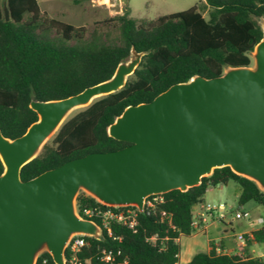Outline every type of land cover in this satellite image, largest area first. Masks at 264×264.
<instances>
[{
    "label": "trees",
    "instance_id": "1",
    "mask_svg": "<svg viewBox=\"0 0 264 264\" xmlns=\"http://www.w3.org/2000/svg\"><path fill=\"white\" fill-rule=\"evenodd\" d=\"M4 3L9 22L5 20ZM262 17L264 0H205L153 21L136 20L124 11L109 20L119 24L120 44L108 45L96 37L86 40L85 27L50 17L36 0H0V129L7 138L21 136L37 120L38 114L29 107L32 100L77 95L108 80L118 64L128 60L133 47L145 52L124 88L95 99L63 122L52 141L21 168L22 180L26 182L91 152L128 146L107 133V127L127 106L148 103L168 87L193 76L213 78L228 67L250 66V56L262 38ZM50 32L59 39L50 37ZM2 172L0 161V175ZM231 181L238 184L240 207L251 201L264 207V193L254 182L229 167L217 169L197 187L159 195L162 203L151 212L139 214L136 231L114 223L111 234L104 231L101 240L91 237L80 258L99 264L101 252L106 250L117 262L178 264L181 237L195 232L193 207L202 202L209 188ZM93 206L105 207L83 192L77 195L80 214ZM251 234L254 242L264 245V225ZM214 245L211 243L208 252L197 253L188 264H263L251 256L217 253ZM218 246L221 248L222 242ZM42 257L54 264L48 253H42L36 264Z\"/></svg>",
    "mask_w": 264,
    "mask_h": 264
},
{
    "label": "water",
    "instance_id": "2",
    "mask_svg": "<svg viewBox=\"0 0 264 264\" xmlns=\"http://www.w3.org/2000/svg\"><path fill=\"white\" fill-rule=\"evenodd\" d=\"M3 9L11 21L5 3ZM259 25L252 65L228 67L213 78L193 76L148 103L127 106L107 127L108 136L129 143L122 149L91 152L26 182L21 178V168L73 111L125 87L145 54L134 47L108 80L63 99L32 100L38 118L21 136L10 139L0 129V264H35L42 253L64 264L73 236L101 240L99 225L78 216L80 192L143 213L148 197L185 192L229 167L264 193V17Z\"/></svg>",
    "mask_w": 264,
    "mask_h": 264
},
{
    "label": "rangeland",
    "instance_id": "3",
    "mask_svg": "<svg viewBox=\"0 0 264 264\" xmlns=\"http://www.w3.org/2000/svg\"><path fill=\"white\" fill-rule=\"evenodd\" d=\"M39 7L43 11H47L50 17L56 20L70 23L73 26L85 27L86 40L93 37L101 40L108 45L120 44L119 24L117 22H109L115 15L123 14L124 11L129 13L131 18L139 21H153L160 16L171 13H178L199 4L205 0H36ZM207 17V14H204ZM49 36L54 40H58V36L54 32H50ZM75 42H72L74 44ZM253 64V59H252ZM251 64V65H252ZM80 109L73 111L70 115H75ZM68 117V118H69ZM67 118V119H68ZM50 140L46 143L52 141ZM81 193V192H80ZM239 194L238 184L229 182L226 186L211 187L207 190L202 202L193 207L194 214L201 210V205L213 206L217 208L219 205L225 207L226 221L221 222L219 212L208 216L206 231L196 230L190 237L182 236L180 239V263L185 264L192 255L206 252L209 240L221 243L224 240H234L242 229L251 225L252 220L257 217L264 219V207L251 201L240 207L237 202ZM248 211L251 215L250 219L236 220V210ZM227 223H230L228 225ZM227 224V225H225ZM232 226V227H231ZM256 254L261 255L264 251V245L257 243L254 247Z\"/></svg>",
    "mask_w": 264,
    "mask_h": 264
},
{
    "label": "built area",
    "instance_id": "4",
    "mask_svg": "<svg viewBox=\"0 0 264 264\" xmlns=\"http://www.w3.org/2000/svg\"><path fill=\"white\" fill-rule=\"evenodd\" d=\"M162 201L163 200L161 196L159 195H152L148 197L145 201L144 212L153 211L158 204L162 203ZM102 206H105V205H102ZM216 212L220 213L219 218L221 222L224 223L226 221V215L224 214L225 207L223 205H219L217 208L210 206V205H207V206L201 205V210L194 214V220L192 222V227L195 229V231L203 230L205 226L204 224L206 223L208 219L207 217L208 216L213 217V213H216ZM77 213L81 219L93 220V222L99 225V227L103 230V232L106 231L108 234H111V226L114 223H117L133 231H136L139 225L138 218H139V214L141 213V211L135 206H124V207H118V206L116 207H111V206L94 207L93 206V207L84 209L82 211V214H80L77 209ZM161 215L168 218L165 212H161ZM235 218L236 220L250 219L251 215L248 211H243L240 209V210L235 211ZM227 224L229 225V223ZM257 224L260 226L264 225V219L258 218ZM91 237L92 236L90 235H84V234L73 236L67 243V246L65 249L64 264H91V262L88 259L83 260L80 258V254L83 252V250L90 245V242L88 239H90ZM235 238H236V242H238L242 248H245L249 246V243L252 244L254 242L253 236L251 233L250 234L241 233V234L236 235ZM66 251H67V254H66ZM216 251H218L219 253H223L222 249L219 248V246L216 247ZM101 253L102 255L99 258V264H128L126 259L121 262H117L114 255L111 252L102 250ZM252 253L253 254L251 255V257L260 259L262 263L264 264V251L261 255L256 254L255 251ZM233 254H235V256H240V257L246 256L243 253V250H240L239 252H235ZM48 261L49 260L47 258L42 257V259L39 261L38 264H49ZM92 264H95V263H92Z\"/></svg>",
    "mask_w": 264,
    "mask_h": 264
},
{
    "label": "crops",
    "instance_id": "5",
    "mask_svg": "<svg viewBox=\"0 0 264 264\" xmlns=\"http://www.w3.org/2000/svg\"><path fill=\"white\" fill-rule=\"evenodd\" d=\"M43 11V10H42ZM47 12V11H46ZM229 184V183H228ZM227 184V185H228ZM239 194H240V190H239ZM239 194H238V196H237V198H239ZM258 218H262V217H257L256 218V220H252V222L253 223H251V225H249V227L247 226L246 228H244V229H242V231L239 233V234H241V233H248V234H250L253 230H255V229H257V228H259L260 227V225H258L257 224V219ZM229 225H230V223H229ZM232 227V226H231ZM206 229H207V227H206V225L204 226V229H203V231H206ZM181 243V242H180ZM179 243V244H180ZM211 243H214L215 245V247H217L220 243H217V242H215L214 240H209V245H208V247H207V250H206V252H208L210 249H211ZM257 243L256 242H253L251 245H249V246H247V247H245V248H242L241 246H240V244L238 243V242H236L235 241V239L234 240H224V241H222V246H221V249H222V251H223V254H233V253H235V252H239L240 250H243V253L246 255V256H251L253 253L252 252H256V249L254 248L255 247V245H256ZM217 253H219L218 251H217ZM196 254H194V255H192L191 256V258L189 259V260H186L185 261V264H188L190 261H191V259L195 256ZM179 263H180V260H179ZM178 263V264H179Z\"/></svg>",
    "mask_w": 264,
    "mask_h": 264
}]
</instances>
